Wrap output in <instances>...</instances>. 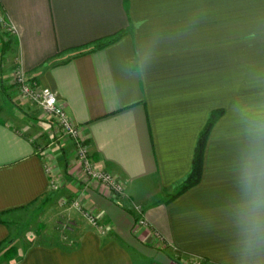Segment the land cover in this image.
Wrapping results in <instances>:
<instances>
[{
    "label": "crops",
    "instance_id": "1",
    "mask_svg": "<svg viewBox=\"0 0 264 264\" xmlns=\"http://www.w3.org/2000/svg\"><path fill=\"white\" fill-rule=\"evenodd\" d=\"M0 12L15 31L1 29L0 38V213L6 220L55 194L106 228L101 235L66 208L73 246L18 249L11 264H264V246L244 258L234 212L241 113L264 106V0H0ZM118 32L105 48L80 49ZM15 66L56 95L125 198L82 179L73 142L20 96ZM216 110L224 114L208 136L199 184L165 203ZM8 235L0 224V242Z\"/></svg>",
    "mask_w": 264,
    "mask_h": 264
},
{
    "label": "built area",
    "instance_id": "2",
    "mask_svg": "<svg viewBox=\"0 0 264 264\" xmlns=\"http://www.w3.org/2000/svg\"><path fill=\"white\" fill-rule=\"evenodd\" d=\"M0 27L9 33H15L14 29L8 25L6 17L2 12H0ZM13 84L23 99L41 109L46 117L54 119L60 138H65L73 142L82 179L87 182L93 181L97 183L102 191L106 192L111 197L125 198L123 183L110 172L100 170L94 165L90 158L88 147L80 137L79 128L70 120L62 106L58 104L56 95L48 88L41 87L36 82L32 81L17 66H15L13 72ZM45 171L49 174V167H46ZM50 187L53 190H57V182L51 180ZM61 203L67 208L81 213L90 226L96 228L101 235L105 234V225L92 214L84 211L78 201L63 199ZM133 209L137 213V225L139 227H146L142 209L139 208V206H133ZM183 264H202V261L200 259H189L188 261H184Z\"/></svg>",
    "mask_w": 264,
    "mask_h": 264
},
{
    "label": "clouds",
    "instance_id": "3",
    "mask_svg": "<svg viewBox=\"0 0 264 264\" xmlns=\"http://www.w3.org/2000/svg\"><path fill=\"white\" fill-rule=\"evenodd\" d=\"M246 147L238 162V201L234 206L245 259L264 246V106L241 113Z\"/></svg>",
    "mask_w": 264,
    "mask_h": 264
},
{
    "label": "rangeland",
    "instance_id": "4",
    "mask_svg": "<svg viewBox=\"0 0 264 264\" xmlns=\"http://www.w3.org/2000/svg\"><path fill=\"white\" fill-rule=\"evenodd\" d=\"M3 35H5V33L0 31V38L3 37ZM4 70H6V68ZM7 75L10 76L13 74L11 72L10 75L6 73L4 82L7 81ZM47 198V203L43 206L41 205L42 201H39L28 206L27 209L6 218L10 225L11 235L17 239L16 244L20 251L39 244L57 245L61 247L66 246L68 248L73 246L74 237L70 234L68 228V226H70L68 224L69 219L72 218L71 214L66 210L67 207L61 203L62 200L60 201L59 196L53 194L50 197L47 196ZM54 199H56L57 206L49 209L48 202ZM133 206L137 205H132V207ZM139 208L141 207L139 206Z\"/></svg>",
    "mask_w": 264,
    "mask_h": 264
},
{
    "label": "trees",
    "instance_id": "5",
    "mask_svg": "<svg viewBox=\"0 0 264 264\" xmlns=\"http://www.w3.org/2000/svg\"><path fill=\"white\" fill-rule=\"evenodd\" d=\"M1 29L2 28L0 27V31ZM124 34L125 32L115 33L103 39L96 40L93 43H90V45H87L85 47H80V49L89 48L91 46H93L92 49L105 48L108 45L117 42ZM2 46H4L3 51H6L9 46V42L3 43ZM77 50H79V48ZM84 53L85 52H80L79 54H84ZM223 114L224 112L222 110H216L210 113L207 119V122L204 128L202 129V131L200 132L198 139L196 141L190 172L188 173L184 181L178 186L176 191L173 194H170L169 196H167L165 203L175 200L181 194L185 193L186 191L190 190L191 188L199 184L200 179H201V174H202L204 149H205L208 136L212 128L216 124V122L223 116ZM46 203H47V199L43 200L41 205L43 206ZM25 209H27V207H24L18 210L23 211ZM7 214L8 213H0V224L5 225L9 230L8 237L4 241L0 242V263L1 264H11L14 260L17 259V256H18V247L16 244L17 239L11 235L10 225L5 220V217L7 216ZM178 257L182 258L181 254H178ZM201 261H202V264H211L207 260H201Z\"/></svg>",
    "mask_w": 264,
    "mask_h": 264
}]
</instances>
